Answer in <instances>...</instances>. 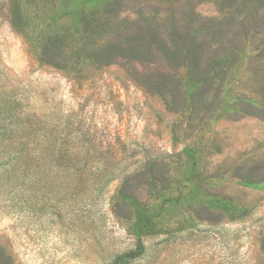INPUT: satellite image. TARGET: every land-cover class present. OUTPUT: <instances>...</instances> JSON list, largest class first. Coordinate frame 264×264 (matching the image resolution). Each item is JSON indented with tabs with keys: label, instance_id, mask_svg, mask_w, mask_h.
<instances>
[{
	"label": "rangeland",
	"instance_id": "obj_1",
	"mask_svg": "<svg viewBox=\"0 0 264 264\" xmlns=\"http://www.w3.org/2000/svg\"><path fill=\"white\" fill-rule=\"evenodd\" d=\"M139 23L181 63L120 56ZM138 245L264 264V0H0V264Z\"/></svg>",
	"mask_w": 264,
	"mask_h": 264
},
{
	"label": "trees",
	"instance_id": "obj_2",
	"mask_svg": "<svg viewBox=\"0 0 264 264\" xmlns=\"http://www.w3.org/2000/svg\"><path fill=\"white\" fill-rule=\"evenodd\" d=\"M143 26L144 23H139L136 29L137 30L136 36L129 37L126 40L120 42V44H126L128 47H132V46L135 47V49L133 50L132 48H126L125 55L119 53L120 56L124 57L126 55L127 56L131 55L132 57L131 59L134 60L137 64L139 63L140 65H157L158 58L160 57L166 60V65H173L177 61L178 63H181L179 62V59L185 58L186 53H184V51L182 50L181 47H179V45L176 46L174 50H172L168 47L164 39L155 37V34L146 40L144 36H141V34L143 33L138 32V30H141ZM148 31H152V29H148ZM120 48L121 47L119 45L118 48H116L115 50L120 51ZM117 54L118 53L116 51H113V52H109V56L107 55L108 57L106 56L104 57L103 55V57L101 58L106 60L107 64H110L112 62H116L117 59H111V58H113L112 56H115L114 58H117L119 56ZM59 152L61 153L62 157L66 158V160L68 159V153H63L61 151ZM70 167H72L74 170L73 165L70 164ZM224 206L227 209L230 208L228 205H224ZM141 253H142V247L138 245L136 247V250H134L133 252L117 255L110 264H125L129 259H133L139 256Z\"/></svg>",
	"mask_w": 264,
	"mask_h": 264
}]
</instances>
